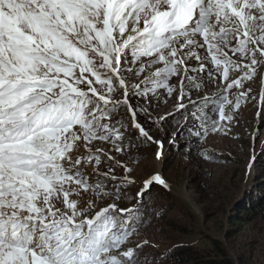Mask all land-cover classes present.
<instances>
[{
  "label": "snow or ice",
  "instance_id": "obj_1",
  "mask_svg": "<svg viewBox=\"0 0 264 264\" xmlns=\"http://www.w3.org/2000/svg\"><path fill=\"white\" fill-rule=\"evenodd\" d=\"M258 69L264 0H0V264H148L132 154L230 132Z\"/></svg>",
  "mask_w": 264,
  "mask_h": 264
},
{
  "label": "rangeland",
  "instance_id": "obj_2",
  "mask_svg": "<svg viewBox=\"0 0 264 264\" xmlns=\"http://www.w3.org/2000/svg\"><path fill=\"white\" fill-rule=\"evenodd\" d=\"M245 84L252 89L256 99L242 103L227 134L210 133L201 139L185 134L172 144L171 134L179 129V125L169 116L157 132L164 137L161 159L154 157L156 145H146L139 154H132L133 160L139 157L140 178L159 172L171 186L170 191L156 186L146 197L148 209L159 215L134 237L157 245L145 247L140 253L142 257L147 255L148 264H161L160 255L176 245H189L209 257L215 248L214 242L233 264H264V127L258 130L264 122L256 115L260 110L259 95L264 91V70L258 69L257 75ZM203 91L214 95L217 89L209 86ZM193 98H196L195 94ZM161 99H164L163 95ZM165 109H172L171 99L162 105V114ZM176 119H180L179 115ZM205 152L212 158H203ZM117 173L121 174V170L117 169ZM138 187L139 184L129 188L128 192L135 193ZM158 189L165 191L166 196ZM254 189L258 190L254 197L260 209L251 213L244 211L243 205H249L247 191ZM125 204L131 207L136 200L129 197ZM167 206L172 209L164 218L173 219L175 224L188 231L166 223L162 216L163 208L167 209ZM214 258L217 255L214 254Z\"/></svg>",
  "mask_w": 264,
  "mask_h": 264
},
{
  "label": "trees",
  "instance_id": "obj_3",
  "mask_svg": "<svg viewBox=\"0 0 264 264\" xmlns=\"http://www.w3.org/2000/svg\"><path fill=\"white\" fill-rule=\"evenodd\" d=\"M158 190H159V192L162 191L160 189H158ZM255 191H258V190L254 189V191H252V190L247 191L249 197H246V200L249 202V205L248 206L243 205L244 211L247 210L251 213H255V211L260 209L258 206L259 204L257 205V201L255 200V197H254ZM163 193L166 196L165 191ZM262 198H263V195L261 194L259 197V200L261 201ZM149 208H150V206H149ZM166 208L167 209L163 208L164 209L163 211H165V212H164V215L162 216L163 219H165L166 223L171 225V226H176L177 228L181 227L182 230L185 232L188 231L186 229V227L178 226L177 224H175L173 219L164 218V217H167L166 212L171 210L172 206H167ZM176 218L180 219L177 216H176ZM180 221H182V220H180ZM183 223H184V221H183ZM214 245H215V248L213 249V253H212V255L209 254V257L208 256L206 257L205 255H203L202 253H200L196 249H192L191 247H189V245H187V246H184V245L172 246L167 251L162 253L164 256H167L168 258L167 259L161 258L160 261H161V264H233V262H231V260H229L227 258L225 251L221 249L220 245L217 242H214ZM170 252H171V254H169ZM162 254L160 255V257L162 256ZM214 254H215V256L217 255V258L213 259Z\"/></svg>",
  "mask_w": 264,
  "mask_h": 264
}]
</instances>
